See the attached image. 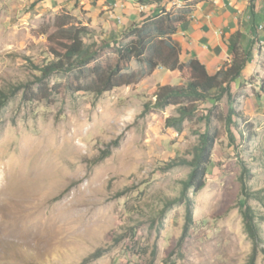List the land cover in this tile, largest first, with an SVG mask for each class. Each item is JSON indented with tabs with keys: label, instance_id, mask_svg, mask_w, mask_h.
Listing matches in <instances>:
<instances>
[{
	"label": "rangeland",
	"instance_id": "1",
	"mask_svg": "<svg viewBox=\"0 0 264 264\" xmlns=\"http://www.w3.org/2000/svg\"><path fill=\"white\" fill-rule=\"evenodd\" d=\"M79 4L0 0L1 89L28 83L53 59L48 37L58 15L88 26L87 44L120 40ZM113 46L105 51L115 57ZM256 53L258 74L232 83L230 130L228 105L213 98L196 102L181 131L166 126L177 106L145 110L161 85L187 83L162 67L101 95L66 90L64 73L48 78L61 84L49 100L29 101L26 86L17 89L0 111V264H264L263 42L249 58ZM207 126L218 139L206 185L183 196L191 168L170 164L193 157ZM246 206L257 216L256 242Z\"/></svg>",
	"mask_w": 264,
	"mask_h": 264
},
{
	"label": "trees",
	"instance_id": "2",
	"mask_svg": "<svg viewBox=\"0 0 264 264\" xmlns=\"http://www.w3.org/2000/svg\"><path fill=\"white\" fill-rule=\"evenodd\" d=\"M69 16L65 13L56 17L60 21L57 30L48 37V49L53 59L34 67V79L9 90L0 88V111L15 91L25 86L24 91L29 101L49 100L52 95L61 92V84L51 85L48 82L52 74L64 73L67 76L66 90L101 95L115 87L134 84L162 67L179 70L188 78L187 83L161 85L155 93V101L146 104L145 110L150 107L177 106L178 114L167 117L166 126L181 131L184 121L197 111L196 102L213 98L214 102L225 101L228 105L225 121L230 130L234 123L233 117L237 113L233 106L236 94L232 91V83L241 74L247 60L246 53L238 43L233 48L234 58L231 64L222 67L215 74H210L198 58H191L187 62L180 58L181 48L172 36L178 31L179 24L185 20L182 14L163 9L161 13L147 17L141 23L123 31L117 43L103 39L91 44L84 40L85 35L91 34L89 27L74 25ZM112 46L115 57L105 51V48ZM134 62L138 64L137 68L133 66ZM198 134L193 157L189 160L177 159L170 164H187L191 168L189 175L181 181L183 196L189 189L200 191L205 187L208 168L212 163V150L218 139V134L212 132L208 126L200 129ZM242 182L244 183L243 178ZM243 192L248 196L247 191ZM242 214L246 231L256 242L259 240L257 216L250 206H246ZM186 220L181 241L185 239L188 224L192 223L191 206L187 207ZM250 264H254V259Z\"/></svg>",
	"mask_w": 264,
	"mask_h": 264
},
{
	"label": "crops",
	"instance_id": "3",
	"mask_svg": "<svg viewBox=\"0 0 264 264\" xmlns=\"http://www.w3.org/2000/svg\"><path fill=\"white\" fill-rule=\"evenodd\" d=\"M42 1L60 5L65 0ZM78 3L87 10L94 24L103 25L114 37L163 9L182 14L185 20L172 36L181 48V60L198 58L210 74H215L231 64L233 48L238 43L247 60L235 81L259 72L258 53L250 58L248 53L253 52L259 42L264 43V27L261 28L264 0H78ZM168 71L176 77L180 74L179 70Z\"/></svg>",
	"mask_w": 264,
	"mask_h": 264
},
{
	"label": "built area",
	"instance_id": "4",
	"mask_svg": "<svg viewBox=\"0 0 264 264\" xmlns=\"http://www.w3.org/2000/svg\"><path fill=\"white\" fill-rule=\"evenodd\" d=\"M264 27V26H261V28Z\"/></svg>",
	"mask_w": 264,
	"mask_h": 264
}]
</instances>
